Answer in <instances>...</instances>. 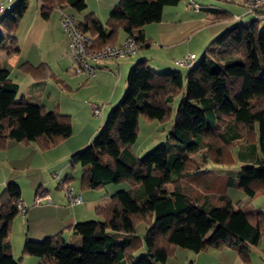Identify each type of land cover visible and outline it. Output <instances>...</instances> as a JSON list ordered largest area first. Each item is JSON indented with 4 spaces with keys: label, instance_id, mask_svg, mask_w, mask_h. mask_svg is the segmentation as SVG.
I'll return each mask as SVG.
<instances>
[{
    "label": "trees",
    "instance_id": "16d2710c",
    "mask_svg": "<svg viewBox=\"0 0 264 264\" xmlns=\"http://www.w3.org/2000/svg\"><path fill=\"white\" fill-rule=\"evenodd\" d=\"M44 1L51 6L53 0ZM60 1L85 10L84 0ZM183 1L121 0L105 25L92 13L83 20L72 16L93 40L90 52L115 46L119 33L133 38L138 52L147 46L144 27L159 23L164 8ZM27 3L20 0L0 17V50L15 43L17 20ZM210 11L217 19L234 18L224 10ZM188 56L176 61L185 73H160L144 60L135 63L126 91L105 125L74 156L83 169L82 190L121 183L129 189L116 192L110 205L97 209L100 220L73 227L81 246L66 243L61 235L27 240L23 257L39 258L38 264H166L177 249L199 253L230 247L249 261V248L258 247L264 236V213L248 209L250 201L264 196V25L255 19L248 26L233 22L197 62L195 55L189 66L180 65ZM92 66L97 72L95 63ZM17 94L18 85L0 66V150L16 141L36 143L45 151L72 135L69 116L17 100ZM179 96L174 112L172 104ZM142 115L161 124L171 121L172 129L167 143L140 157L133 146ZM240 141L245 145L240 146ZM191 154L201 155L202 163L191 159ZM237 162L244 165L229 170ZM208 163L223 169L216 175ZM212 178L222 183L216 195L211 194ZM230 188L244 192L246 199L233 204L227 193ZM20 201L16 184L8 185L0 196V264H18L10 235ZM139 224L147 227L143 237L136 231ZM141 250L143 254L136 256Z\"/></svg>",
    "mask_w": 264,
    "mask_h": 264
},
{
    "label": "crops",
    "instance_id": "0c3cea01",
    "mask_svg": "<svg viewBox=\"0 0 264 264\" xmlns=\"http://www.w3.org/2000/svg\"><path fill=\"white\" fill-rule=\"evenodd\" d=\"M6 1L0 0L5 4L10 2L14 7L12 0ZM19 1L15 0V5ZM120 1L84 0L85 10L77 11L63 5L60 0H53L51 6H46L44 0H28L25 13L17 20L15 43L0 50V66L9 71V78L18 85L17 100L42 106L47 111L57 110L69 116L72 124V135L48 150H41L36 143L26 145L16 141H9L6 148L0 150V196L8 185L16 184L21 189V201L28 207L24 214L19 213L14 219L10 235L12 255L18 264L40 262L36 257H23L27 240L41 241L61 235L66 243L81 246V238L73 233V227L78 223L94 221V218L100 220L97 209L110 205L111 196L116 192L129 189V186L124 187L125 183H121L107 185L100 190H82L83 169L77 170L79 163L74 161V156L96 138L110 112L123 97L131 67L144 60L160 73H185L187 70L178 66L176 61L196 55L197 62L210 42L233 23V19H217L210 11L212 7L205 8L194 1L185 0L178 6L164 8L159 23L144 27L147 46L141 47L136 55L95 63L98 71L93 77L77 74L69 52L70 41L63 30L59 12L74 15L78 20L92 13L105 25ZM196 5L202 6V10L196 11ZM126 39L124 33H119L115 46L123 44ZM92 105H101L102 113L95 115ZM141 121L151 127L157 125L147 115H142ZM239 144L245 145L243 141ZM257 155L259 157L258 152ZM207 165L217 175V169L211 163ZM239 165L243 166L244 163ZM72 171H78L80 185L73 182ZM212 179L214 188L211 194L216 195L222 183ZM68 186L75 196L81 198L80 204L70 206L65 192ZM40 192H44L50 201L34 205ZM240 192L244 196H240L239 201L245 200V193ZM227 193L229 195V191ZM262 197L250 201L248 209L264 213V207L254 206V202ZM139 252L136 256L142 255L144 250ZM249 252V261H244L230 247L211 248L199 253L177 249L175 256L166 264H264V236L259 246L250 247Z\"/></svg>",
    "mask_w": 264,
    "mask_h": 264
},
{
    "label": "built area",
    "instance_id": "2783aa9c",
    "mask_svg": "<svg viewBox=\"0 0 264 264\" xmlns=\"http://www.w3.org/2000/svg\"><path fill=\"white\" fill-rule=\"evenodd\" d=\"M238 1L245 9L246 14H252L254 19L264 25V0H227ZM11 8L10 2H0V16ZM196 11L202 10L200 6H194ZM61 24L65 34L69 38V52L75 65L77 74H86L88 77H93L96 74V69L92 66V63L104 61L107 59H123L134 55L137 52V44L133 38H127L126 41L120 46H108L101 51L90 52L89 48L93 45V40L87 36L81 29L80 23L77 19L60 11ZM195 59V55H189L186 59L179 62L180 65L189 66L191 61ZM92 109L95 115L100 114L101 108L96 105H92ZM57 177V176H55ZM59 179V178H58ZM66 196L69 200L70 206L80 204L82 202L79 196H75L71 187L65 188ZM45 201H50L44 192H40L35 200L34 205H41ZM18 212L24 214L28 207L22 202L17 204Z\"/></svg>",
    "mask_w": 264,
    "mask_h": 264
},
{
    "label": "rangeland",
    "instance_id": "374dc122",
    "mask_svg": "<svg viewBox=\"0 0 264 264\" xmlns=\"http://www.w3.org/2000/svg\"><path fill=\"white\" fill-rule=\"evenodd\" d=\"M2 1H4V0H2ZM193 1L197 4L204 6L205 8L206 7H212V8L227 11L229 14L233 15V17H234L232 22H239L241 24L248 26L254 20V16L252 14L247 15L246 9L238 1L189 0V2H193ZM11 2H12V4L14 3L13 5L15 7V0H12ZM6 6H7V4H6ZM4 15L5 14H2L0 17H3ZM229 23H231V22H229ZM180 99H181V96L176 98L172 104V108H173L174 112H175V110H176V108L180 102ZM99 107L101 108L100 112L102 113V106L99 105ZM106 121H107V119H106ZM171 129H172V122L171 121L167 122L165 124L157 123V125L152 126V127L147 125V123H143V121H141L140 122V130H139V134H138L139 137L133 146V150L135 151L137 156L142 157V156L146 155L156 145H159L161 143H164V144L167 143L168 139L170 138ZM190 157H191V159L195 160L197 163H202L201 155L191 154ZM214 167L217 169V171H221L223 169V167H221V166H214ZM241 167L242 166L239 165L237 162L235 164V166L229 168V170L234 171V170L240 169ZM77 168H78L77 169L78 171L81 170L80 164H78ZM224 168H226V167H224ZM226 169H228V168H226ZM78 171L77 172L72 171V175L74 178L73 182H75L77 185H80V176L78 174ZM123 186L126 187L128 185L125 183ZM228 191H229V195L231 196V199H232L234 204H236V202L241 199L240 196L241 197L244 196L238 190H232L230 188ZM239 193H241V194H239ZM259 199L260 200H257L254 202V206L264 207V197L259 198ZM96 219L97 218H94V220H96ZM136 231L139 235L144 236L146 233V225L145 224H139L137 226ZM139 254H140V252L138 253V255Z\"/></svg>",
    "mask_w": 264,
    "mask_h": 264
}]
</instances>
